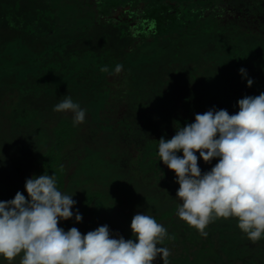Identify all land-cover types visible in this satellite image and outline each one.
<instances>
[{"label":"trees","instance_id":"obj_1","mask_svg":"<svg viewBox=\"0 0 264 264\" xmlns=\"http://www.w3.org/2000/svg\"><path fill=\"white\" fill-rule=\"evenodd\" d=\"M118 1L0 0V151L7 147L34 163L24 179L0 183V201L17 191L28 198L26 178L54 174L83 216L59 221L66 231L86 234L106 224L114 235L135 240L131 220L141 212L138 201H148L141 213L167 229L158 246L169 249L168 264H264V238L251 241L238 218L214 220L205 237L178 216L179 184L158 156L159 139H170L195 114L213 106L235 114L239 99L264 92V0H252L263 20L246 24L217 18L206 7L210 0H177L175 13L166 0H150L146 11L156 31L148 40L141 32L136 46L126 24L102 20ZM242 67L254 81L250 87ZM67 97L86 110L83 123L74 126L73 113L53 110ZM50 119L54 125L46 128ZM88 138V168L79 169L70 159ZM114 156L127 163L131 179L112 176ZM206 163L198 162L203 170ZM90 177L102 188H88ZM0 264L20 263L0 256ZM153 264L163 261L158 256Z\"/></svg>","mask_w":264,"mask_h":264},{"label":"clouds","instance_id":"obj_2","mask_svg":"<svg viewBox=\"0 0 264 264\" xmlns=\"http://www.w3.org/2000/svg\"><path fill=\"white\" fill-rule=\"evenodd\" d=\"M122 68L117 64L115 72ZM101 71L107 72V66ZM239 73L247 78L245 68ZM253 82L247 78V86ZM237 103L235 114L213 106L176 128L170 139L162 136L158 156L174 170L182 220L206 237L211 222L235 217L238 227L256 242L264 238V92ZM53 110L73 113L74 126L86 118V110L70 97ZM200 158L218 162L202 173ZM24 187L28 198L17 191L14 198L0 201V256L7 260L23 252L21 264H153L158 256L168 264L169 249L158 246L167 229L154 217L141 212L133 216L135 240L114 235L106 224L86 234L76 227L66 231L59 221L74 217L81 222L83 216L72 210L77 202L58 189L55 175H33Z\"/></svg>","mask_w":264,"mask_h":264},{"label":"flooded vegetation","instance_id":"obj_3","mask_svg":"<svg viewBox=\"0 0 264 264\" xmlns=\"http://www.w3.org/2000/svg\"><path fill=\"white\" fill-rule=\"evenodd\" d=\"M169 4V11L175 13L179 8L177 0H166ZM238 3L234 7L232 2L227 0H218V4L215 6V0L206 2V7L212 10V13L223 21L236 22L246 24V22L254 21L261 16L258 12L260 10L253 6V1L244 3ZM263 1V0H261ZM264 5V4H263ZM153 5L150 0H119L114 7L112 12L103 15L102 20L114 21L118 23H124L127 25L129 32H132V45L136 46L137 43L141 42L142 34L144 32L146 39H151V35L156 31L155 18L148 15L146 9L152 8ZM264 8V6H262ZM261 8V9H262ZM237 9V10H236ZM247 9L249 10L247 12ZM159 14L165 16L167 12L156 10ZM263 17L261 16L260 20Z\"/></svg>","mask_w":264,"mask_h":264},{"label":"rangeland","instance_id":"obj_4","mask_svg":"<svg viewBox=\"0 0 264 264\" xmlns=\"http://www.w3.org/2000/svg\"><path fill=\"white\" fill-rule=\"evenodd\" d=\"M177 58L178 57H175V59H177ZM182 59H183V62L186 60L185 58H182ZM223 62L225 63L226 61L223 60ZM47 122H48V124H47L46 128H51L54 125V121L52 119H50ZM50 131L51 130H49V132ZM93 142H95V141H93ZM90 144H92V141L90 138H88L86 140V142L81 147H79L78 149L75 150V152L73 153L74 159L73 160L70 159L74 163L75 162L79 163V166H78L79 169L88 168V165H86L84 163L87 161H84V159H85V157H87L88 155L91 154L92 150L90 147H88ZM15 159H18L20 164H16L14 162ZM113 159H115V160L113 163L114 174L112 176H115L117 179H118L117 176H119V179H118L119 182H125L128 179H131L129 174H127V171H129V170H126L127 163H125L123 160H121L119 158V156H114ZM198 162L200 164H203L204 161L202 158H200V159H198ZM33 164L34 163L31 162L30 160H29V162L24 163L23 159H21L16 152L7 149V147L3 148L2 151H0V183L24 179V178H22L24 176L23 172H25V171L28 172L27 165L32 166ZM71 164H72V162H71ZM71 164H69L68 169L66 171V173H68V174H71L75 169V165H71ZM103 164H104V161H103L102 157H100V159L98 161V165L101 168H103ZM214 165L215 164L213 161L211 163H206L205 170H203V167L201 165H199V166H200L202 173H203L204 171L210 170V168L213 167ZM96 176H101V175L97 174ZM86 185H88V188H91V187L102 188L99 181H96L92 177H90V179L88 180ZM153 191H155V189ZM179 201H180V199H179ZM138 204L139 205L136 206V210H138V211L140 210L142 212L143 209L149 208L150 202L147 201L145 203L144 202L142 203L141 201H138ZM68 220H61V222L67 223ZM81 225H82V223H81ZM84 225H85V223H84ZM15 259L21 264L22 255L15 257Z\"/></svg>","mask_w":264,"mask_h":264}]
</instances>
